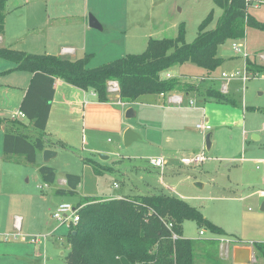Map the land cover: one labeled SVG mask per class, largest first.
<instances>
[{
    "label": "rangeland",
    "instance_id": "obj_1",
    "mask_svg": "<svg viewBox=\"0 0 264 264\" xmlns=\"http://www.w3.org/2000/svg\"><path fill=\"white\" fill-rule=\"evenodd\" d=\"M249 3L248 14L264 21V0H249ZM53 4L68 7L67 15H60L58 22L71 25L74 38L86 40L88 49L93 50L89 51L88 67L122 56L117 52V55L108 54L110 51L106 49L110 43L118 44L130 53H140L144 50V46L139 47L143 34L173 38L180 23L185 25V41L191 42L199 23L210 11H213V20L208 28L214 27L222 13L213 0H7L5 19L9 27L19 21L34 22L46 17V10ZM89 15L95 17L103 29L89 26L85 34L80 26L78 30V20L88 22ZM40 26L36 22L35 38L43 33L44 27L38 28ZM235 44L240 45L239 52L233 48ZM244 53L248 60L264 65V30L248 26L244 38L226 39L217 50L223 62L212 72L186 62L161 73L162 77H176L194 87L187 95L180 94L183 101L178 106L173 105V109L145 105L149 95L155 96L152 94L143 95L134 102L122 100L125 104L117 101L116 107L123 109L124 122L135 128L146 124L145 128L140 127L143 133L139 134L143 139L128 146L123 142V133L105 130L104 125L97 122L92 126L85 124L80 116L74 122L56 115L51 117V124L58 125L59 129L58 133L43 138L46 147L56 152L47 162L43 160L42 152L37 153L33 164L22 162L18 156L14 157L16 161L5 160L0 138V264H67L65 256L69 246L65 236L69 228L52 217L61 202L76 205L86 198L105 199L117 191L127 195L149 192L177 196L201 210L202 200L182 198L181 194L208 195L214 183L235 182L237 167L248 164V160H255L251 165L253 170L264 176V72L246 71L248 78L244 83L236 75L229 81L226 92L221 89L225 81L222 72L242 75L245 71ZM78 56L82 55L78 53ZM9 66H15L14 62L0 58V84H5V79L9 84L17 83L23 73L28 75V71L22 70L8 73ZM208 87L234 98L237 104L206 97L203 92ZM190 99L202 108L193 109L189 105ZM127 108L138 113L127 118ZM153 110L158 112H151ZM0 112L8 117L6 110ZM200 117L211 126L205 133L195 128ZM131 126L127 128L133 129ZM1 127L0 133H4L5 126ZM206 134H209V149L205 144ZM192 151L203 152V163L196 166L180 164L177 159ZM162 152L172 153L177 158L164 161L165 168L158 169L150 159ZM100 155L108 157L104 159ZM41 165L52 167L56 178L52 184L38 187L44 185L38 172ZM68 173L80 176L75 193H57L58 188L69 189L63 181ZM196 183L204 185L198 187ZM217 203L215 201L213 205ZM245 210L248 212L243 223L242 244L264 243V211L260 210V203L257 207L248 204ZM16 217L19 219L17 229L13 226ZM181 226L183 237L194 241V264H234L230 258L231 246L228 259L224 258L226 253L222 244L220 255L216 248L208 254L203 244L206 238H212V233L192 220H185ZM200 230L204 234H199ZM255 257L256 261L249 264H264L263 257L256 253Z\"/></svg>",
    "mask_w": 264,
    "mask_h": 264
},
{
    "label": "trees",
    "instance_id": "obj_2",
    "mask_svg": "<svg viewBox=\"0 0 264 264\" xmlns=\"http://www.w3.org/2000/svg\"><path fill=\"white\" fill-rule=\"evenodd\" d=\"M0 0V34L4 31L5 5ZM222 9L213 28V11L199 23L191 42L185 41V25L180 23L173 38L150 37L140 53H127L96 67H88L91 54L70 58L49 53H28L11 47H0V58L14 62V69L30 72L31 78L20 103L25 119L37 130L45 129L55 78L82 90H91L99 102H108L107 82L115 80L122 101L134 102L147 94H165L173 90L191 92L192 84L176 77H162L161 73L176 65L191 62L208 72L214 71L223 59L217 55L218 46L226 39H241L246 27L264 30V21H258L247 12L249 0H213ZM246 71L264 72V65L245 58ZM204 95L218 102L237 104L236 100L212 87ZM23 125L19 119L0 117L5 126L3 153L7 161L33 164L38 151L46 147L41 136L30 139L26 131L8 127ZM19 162V161H18ZM46 184L55 181L56 173L48 165L38 167ZM99 172V170H97ZM69 189L58 188L57 193H75L80 176L67 174ZM79 220L72 225L65 240L69 250L67 264H194L193 239L182 235V223L195 221L210 233L226 235L225 231L206 218L185 200L167 194L143 193L118 198H86L76 204ZM171 223V228L166 226ZM172 232L179 237L172 239ZM203 245L210 254L217 249V241L205 239ZM256 254L264 258V243L253 245Z\"/></svg>",
    "mask_w": 264,
    "mask_h": 264
},
{
    "label": "crops",
    "instance_id": "obj_3",
    "mask_svg": "<svg viewBox=\"0 0 264 264\" xmlns=\"http://www.w3.org/2000/svg\"><path fill=\"white\" fill-rule=\"evenodd\" d=\"M68 7L66 5H58L53 4L50 6L49 10H46V17L35 19L34 22L27 21H19L15 26H10L7 24L6 15L4 17V31L0 34V47H11L14 49L23 50L28 53H49L55 54L70 58H78L82 57L84 54L89 53V50L86 40L80 41L81 39L74 38V29H70L71 25H67L66 23L58 22V17L60 15H67ZM9 12V11H8ZM36 22L39 23L38 28H42L43 33L37 37L35 34L36 30ZM79 26L81 30L83 28L84 34L88 32L89 24L87 20H78V30ZM103 29V28H102ZM93 35L92 31H90ZM32 36V38H31ZM152 37V33H145L140 38L141 42H139V47H143L144 49L147 44L148 38ZM242 39V38H241ZM68 42H65V41ZM77 40V41H73ZM115 40V39H114ZM76 43V44H75ZM71 49V52L67 53L64 49ZM106 51H110L111 56L119 55L124 56L129 50H122L121 46L118 44H111ZM78 53L82 56H78ZM117 57V56H113ZM121 57V56H120ZM14 66H9L6 72H15ZM246 70V69H245ZM2 70H0L1 72ZM5 72V71H3ZM2 72V73H3ZM172 74V73H170ZM31 73L28 72V75L23 73L22 77H18L17 83L9 84L8 79H5V84H0V110H6L8 113V117L14 111H19L20 103L25 95V91L29 84ZM21 80V82H20ZM11 83V82H10ZM54 88V96L51 101V107L47 119V123L45 129L41 132H36L35 128L27 121L25 118H18L23 122V125L20 126H11L10 123L7 126L15 129L18 128L20 131H26L29 135L30 139H34L38 136L41 138H48L47 134L52 135L54 133H58V125L51 124V117L56 115L59 118L67 119L69 121H76V117L80 116L81 121L83 123L93 125L94 122H97L98 125H104L105 130H114L118 133H123L125 129L130 125V123L123 121V109L116 107L117 104V96L109 95L108 102H99L96 100V95L91 90H82L75 86H72L66 82H64L61 78H55L53 83ZM188 94L185 92H168L163 95H149L146 98L145 105H149L152 107H160L163 110L173 109L174 106H178L177 103H173L170 101V95H180V94ZM146 96V95H145ZM181 96V95H180ZM142 98V96H141ZM161 101V102H159ZM183 101V97H182ZM143 102V103H144ZM195 102V101H194ZM160 103V104H159ZM167 103V105H166ZM182 103V102H181ZM180 103V104H181ZM125 104V103H122ZM179 104V105H180ZM193 109H200L202 106H198L194 104ZM128 109V108H127ZM135 115L138 113L137 110H134ZM151 112H158L153 110ZM1 113V112H0ZM76 114V116H75ZM3 114H0V117ZM7 117V118H8ZM148 117V116H147ZM146 117V118H147ZM10 118V117H9ZM145 118V117H144ZM78 119V118H77ZM205 120L204 117H200L198 121ZM197 123V122H196ZM140 124V123H139ZM140 127H146V124H140ZM108 127V128H107ZM133 129L138 133H143L142 128L134 126ZM2 127H0L1 129ZM37 130V129H36ZM32 132L33 135L30 134ZM38 133V135H37ZM203 133V132H202ZM4 133H0V138L3 140ZM255 136V135H254ZM3 142V141H2ZM54 150L51 147H45V149ZM42 152V151H38ZM37 152V153H38ZM168 153V154H167ZM195 153L192 151L191 154ZM184 156V154L182 155ZM181 156V157H182ZM160 157L164 161H171L175 158V156L169 152H162L157 156H153V158ZM37 158V154H36ZM177 158V157H176ZM175 158V159H176ZM242 159V157H241ZM180 164V157L177 159ZM246 161V160H244ZM255 160H248V164H242L240 167H237L238 176L234 179L235 182L228 181L226 183H214L212 185L211 194L208 195H198V193H188L187 196H183L181 194L180 197H189L196 198L198 200H202L204 204H202L201 212L203 215L211 220L213 223L221 227L226 235H217L212 233V238L206 239H214L217 241V252L220 255V244H222L225 248L226 256L225 259H228L229 252L231 251V260L234 264H249L251 262L256 261L255 257V249L252 245L242 244L241 236L244 233L243 223L245 216L248 211L245 210L246 205L251 204L255 207L261 204L264 199V176L262 174H257V171H254L252 168V162ZM264 163V160L262 161ZM203 163V162H202ZM250 164V165H249ZM201 165V164H199ZM154 166V165H153ZM155 168L156 167L154 166ZM165 168V167H163ZM64 183L66 180H63ZM66 184L68 185L67 181ZM198 187H202L203 183H196ZM69 186V185H68ZM78 187V186H77ZM169 189L172 186H168ZM122 192H112V194L106 196V198H118L124 196ZM193 195V196H192ZM218 202L217 205H213V202ZM19 225V219L16 217L13 222V226L17 229ZM204 234V232H203ZM183 235V233H182ZM227 237V238H223ZM228 241L222 242L221 241ZM203 245H206L205 243ZM226 245V246H225ZM231 246V250L229 251ZM222 252V250H221ZM222 254V253H221Z\"/></svg>",
    "mask_w": 264,
    "mask_h": 264
},
{
    "label": "built area",
    "instance_id": "obj_4",
    "mask_svg": "<svg viewBox=\"0 0 264 264\" xmlns=\"http://www.w3.org/2000/svg\"><path fill=\"white\" fill-rule=\"evenodd\" d=\"M233 48L237 50L238 52L240 51V45L237 46L235 44ZM64 51L69 53L71 52V49L65 48ZM244 57L245 58L247 57L246 53H244ZM236 75L242 80L243 83L248 78L246 70L242 73V75H240L239 72H236L235 74L234 73L227 74L225 72L221 73L222 79L225 80L221 84V89L223 92L227 91L229 81L232 78L236 77ZM107 91L109 95H114V96L116 95L118 103L122 104L119 98V95H118L119 87H118L117 81L109 80L107 82ZM169 98L171 102L177 103L178 105L182 102V96L180 95H170ZM194 104H195L194 100L190 99L189 105L194 106ZM24 117H25L24 113L21 112L20 110L14 111L13 113L10 114L11 119H18V118H24ZM195 128L196 130L205 133L207 130L211 129V126L206 124L203 120H200L195 124ZM204 160H205V157L203 155V152L193 153L187 156L180 157V162L186 166H196V165L201 164ZM150 163L156 167L162 168L164 165V160L160 157L151 158ZM43 186H47V184L44 183V185H38V187H43ZM78 209L79 207H77L76 205H72L69 202H61L56 206L55 210L52 213V217L55 218L60 224H65L68 228H70L72 225H75L79 220ZM165 224L168 228H171L172 226L171 223L165 222ZM199 234H203V231L200 230ZM171 237L172 239H176L179 236L176 233L172 232Z\"/></svg>",
    "mask_w": 264,
    "mask_h": 264
},
{
    "label": "water",
    "instance_id": "obj_5",
    "mask_svg": "<svg viewBox=\"0 0 264 264\" xmlns=\"http://www.w3.org/2000/svg\"><path fill=\"white\" fill-rule=\"evenodd\" d=\"M88 24L92 28H96L100 30L102 29L101 24L92 15H89L88 17ZM134 115H135V112L132 108H128L125 111V117L127 118L133 117ZM142 139L143 138L141 137V135L137 131L133 130L132 128H126L125 131L123 132V142L126 146L130 145L134 141H141ZM205 144H206V148L209 149L210 148L209 134L205 135ZM42 154H43V160L47 162L52 156L56 154V152L54 150L46 148L42 151ZM100 157L106 159L108 156L100 155ZM260 210L264 211V199L260 204Z\"/></svg>",
    "mask_w": 264,
    "mask_h": 264
}]
</instances>
